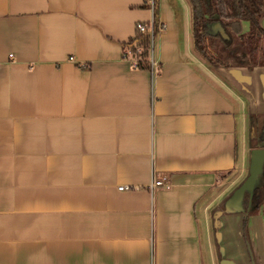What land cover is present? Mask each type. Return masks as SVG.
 <instances>
[{"label": "crops", "instance_id": "0c3cea01", "mask_svg": "<svg viewBox=\"0 0 264 264\" xmlns=\"http://www.w3.org/2000/svg\"><path fill=\"white\" fill-rule=\"evenodd\" d=\"M157 1L152 73L122 44L153 0H0V264H217L264 67L208 64L189 2Z\"/></svg>", "mask_w": 264, "mask_h": 264}, {"label": "trees", "instance_id": "16d2710c", "mask_svg": "<svg viewBox=\"0 0 264 264\" xmlns=\"http://www.w3.org/2000/svg\"><path fill=\"white\" fill-rule=\"evenodd\" d=\"M189 3L194 48L208 64L216 68L264 67V0H189ZM145 25L144 32L135 30L122 44V57L131 60L134 69L150 70V26L147 22ZM212 25L216 26V32H210ZM151 26L154 36L164 28L158 18L157 0L152 4ZM126 49L132 55H126ZM250 130L254 142L250 148H263L264 115L250 118ZM263 204L264 164L259 183L251 195L245 196L246 213L257 212Z\"/></svg>", "mask_w": 264, "mask_h": 264}, {"label": "rangeland", "instance_id": "374dc122", "mask_svg": "<svg viewBox=\"0 0 264 264\" xmlns=\"http://www.w3.org/2000/svg\"><path fill=\"white\" fill-rule=\"evenodd\" d=\"M216 30L215 25L210 26V32ZM248 128L247 144L250 147L254 145L250 139V123ZM251 150L248 149L246 165L242 171H232L224 176L217 187L219 195L210 215L217 264L222 259L235 264L239 261L246 264L247 260L248 264H264V204L254 213L247 214L245 209V196L251 192L248 181L252 173ZM260 171L256 174L254 186L260 181Z\"/></svg>", "mask_w": 264, "mask_h": 264}, {"label": "built area", "instance_id": "2783aa9c", "mask_svg": "<svg viewBox=\"0 0 264 264\" xmlns=\"http://www.w3.org/2000/svg\"><path fill=\"white\" fill-rule=\"evenodd\" d=\"M149 24V32H150V71L152 73H157L158 72V68H159V65L152 59V51H153V41H154V35H153V28L151 26V21ZM146 28V25H145V22H142V21H137L136 24H135V30L137 32H144ZM138 51H140V49H138ZM126 52V55L130 56L132 55L131 53V50L129 49H126L125 50ZM129 60V59H127ZM130 61V64L132 66V63H131V60ZM168 184L165 182V177L162 178V179H159V180H156L154 182L151 183L150 185V188H165L167 187ZM135 187L133 186H125V187H119L120 190H131V189H134Z\"/></svg>", "mask_w": 264, "mask_h": 264}, {"label": "water", "instance_id": "95a60500", "mask_svg": "<svg viewBox=\"0 0 264 264\" xmlns=\"http://www.w3.org/2000/svg\"><path fill=\"white\" fill-rule=\"evenodd\" d=\"M250 160H251V165H252V173H251V176L248 179V181H250V184H251V187H250V191L251 192H250L249 195L252 194L253 189L256 187V185L254 186V179L256 178V174L260 170H261L260 171V173H261L262 169H263V164H264V142H263V148H256V149H252L251 150V158H250ZM240 194H241L240 197H242V188H241ZM219 216H220V214H219ZM218 226H219V224H218ZM219 264H235V263L230 261V260L222 259V260H220Z\"/></svg>", "mask_w": 264, "mask_h": 264}]
</instances>
